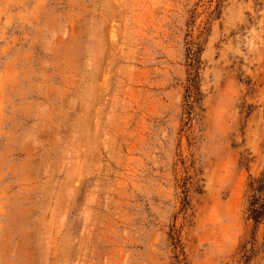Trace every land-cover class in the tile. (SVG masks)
<instances>
[{"label": "rangeland", "instance_id": "1", "mask_svg": "<svg viewBox=\"0 0 264 264\" xmlns=\"http://www.w3.org/2000/svg\"><path fill=\"white\" fill-rule=\"evenodd\" d=\"M263 179L264 0H0V264H264Z\"/></svg>", "mask_w": 264, "mask_h": 264}, {"label": "trees", "instance_id": "2", "mask_svg": "<svg viewBox=\"0 0 264 264\" xmlns=\"http://www.w3.org/2000/svg\"><path fill=\"white\" fill-rule=\"evenodd\" d=\"M259 187H255L252 191V194L249 198L248 207H247V214L249 220L253 221L254 223V233L257 230V227L260 225V223L264 219V200L262 199L263 194V187H264V179L260 180ZM171 240L172 245L174 247V250L176 251V248H178L177 245V238L175 235L171 234ZM176 263L175 264H188L184 259H180V257L176 254Z\"/></svg>", "mask_w": 264, "mask_h": 264}]
</instances>
